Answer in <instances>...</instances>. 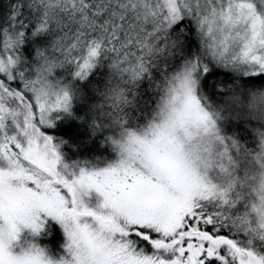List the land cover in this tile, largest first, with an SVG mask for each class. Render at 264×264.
Returning <instances> with one entry per match:
<instances>
[{
    "label": "snow or ice",
    "instance_id": "1",
    "mask_svg": "<svg viewBox=\"0 0 264 264\" xmlns=\"http://www.w3.org/2000/svg\"><path fill=\"white\" fill-rule=\"evenodd\" d=\"M0 264H264V0H0Z\"/></svg>",
    "mask_w": 264,
    "mask_h": 264
}]
</instances>
